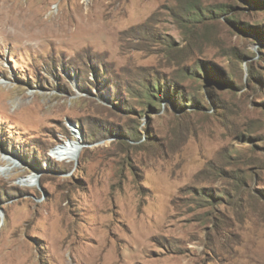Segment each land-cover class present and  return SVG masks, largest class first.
I'll return each mask as SVG.
<instances>
[{
	"label": "rangeland",
	"instance_id": "rangeland-1",
	"mask_svg": "<svg viewBox=\"0 0 264 264\" xmlns=\"http://www.w3.org/2000/svg\"><path fill=\"white\" fill-rule=\"evenodd\" d=\"M252 1L0 0V264H264Z\"/></svg>",
	"mask_w": 264,
	"mask_h": 264
},
{
	"label": "bare ground",
	"instance_id": "bare-ground-1",
	"mask_svg": "<svg viewBox=\"0 0 264 264\" xmlns=\"http://www.w3.org/2000/svg\"><path fill=\"white\" fill-rule=\"evenodd\" d=\"M14 7H7L5 6V4H0V35H3L4 38H21L28 34V32L26 31L27 27H25L21 22V11L15 9ZM76 145L77 143H72L70 144L69 148L67 145H65V148L68 152L73 151L76 155V151L78 149V146ZM5 160L10 161L11 158H6ZM10 167L11 166L9 165V167L3 171H9L11 169ZM34 178L35 176L33 175L32 177L28 178L27 181L32 182Z\"/></svg>",
	"mask_w": 264,
	"mask_h": 264
},
{
	"label": "trees",
	"instance_id": "trees-1",
	"mask_svg": "<svg viewBox=\"0 0 264 264\" xmlns=\"http://www.w3.org/2000/svg\"><path fill=\"white\" fill-rule=\"evenodd\" d=\"M244 1H252V0H244ZM256 1V0H254ZM252 1V2H254ZM180 6L182 7V9L187 10V12H196L197 14H200V10L198 8V5L200 4L201 0H178ZM255 3V2H254ZM256 5L260 4V1L258 0L257 3H255ZM160 89L161 85L160 83L157 85ZM148 97L151 100H154V96H155V91L152 89H149L148 91Z\"/></svg>",
	"mask_w": 264,
	"mask_h": 264
}]
</instances>
